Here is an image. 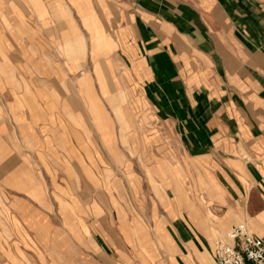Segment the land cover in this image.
I'll return each instance as SVG.
<instances>
[{
	"label": "crops",
	"instance_id": "obj_1",
	"mask_svg": "<svg viewBox=\"0 0 264 264\" xmlns=\"http://www.w3.org/2000/svg\"><path fill=\"white\" fill-rule=\"evenodd\" d=\"M96 37L97 60L117 55L181 147L173 196H48L101 187L53 178L67 156L64 111L73 120L93 109L80 105L79 80ZM94 89L103 125L119 126L111 97ZM110 132L102 145L67 139V157L111 161L122 134ZM0 190L24 206L15 216L24 264L32 254L54 255L50 264H217L215 245L234 227L264 237V0H0Z\"/></svg>",
	"mask_w": 264,
	"mask_h": 264
},
{
	"label": "rangeland",
	"instance_id": "obj_2",
	"mask_svg": "<svg viewBox=\"0 0 264 264\" xmlns=\"http://www.w3.org/2000/svg\"><path fill=\"white\" fill-rule=\"evenodd\" d=\"M85 21L82 23L84 24ZM89 33L93 32L90 31ZM102 42V38L96 37V40L91 39V45L88 47L90 59L85 63H81L80 66L81 77L79 84L81 90H83L80 93V105L84 104L86 107L92 106L93 109L80 108L78 119L72 116L73 120H71V116L67 113V110L64 111L62 130L65 154L67 156L72 154L68 149L70 142L67 139L73 138L74 143L80 144L83 147L87 144L91 145V140L95 137L97 143L102 145L98 137L99 133L110 132L112 129L110 133L113 134V137H115V133L122 134V141L114 143L117 149L113 150L114 157L111 158V161L109 158H81L78 159V162L82 161L83 163L81 162L78 169L75 170L76 167H72V161L76 162L77 159L65 156L63 164H60V168L57 169L58 171H53L55 173L53 174V178L56 180L71 182V180H76V177L81 183H96L97 187L101 186L100 188H97L95 191L87 189H80L78 191L48 189V196L57 197L56 194H59V196L70 197L72 192H78L81 195L82 193L86 195L90 193L91 195V193L95 192V196L101 198L120 197L123 194L129 198L159 197L163 199L173 196V191L168 186V174L169 168L177 172L176 176L180 174L178 171L182 172L183 170L184 158L182 157L181 147L167 125L160 122V125L157 126L155 120L157 115L152 110V105L142 95L136 82L131 77L129 69L119 60L117 55L113 53L110 57L111 59L108 61L97 60L104 52V48L101 45ZM95 87L99 89L100 95L102 94L101 96L105 97L107 101L111 97V111L109 112L112 114L113 121L115 120L120 127L103 125L104 118L102 115L105 111L100 109L99 105L96 104L95 106L93 103L92 96H97V94L90 93L92 90L96 91ZM109 88L112 93L104 94V91H108ZM122 88L128 92L126 95L122 93ZM115 89L120 91V94L114 93ZM90 118L92 121L95 118L101 124H97L94 127L87 126L88 122L85 120ZM156 134L158 135L157 141L153 138V135L155 136ZM119 147L123 151L127 150V158L125 156L124 158L119 157ZM157 147L158 151H156ZM85 160L89 163L85 164ZM97 161L101 162L102 166L104 165V161L108 165L111 164V174L102 173L96 167ZM78 162L76 163L78 164ZM121 166L125 168L121 169ZM152 167L158 168V171L152 170ZM76 172H79V177L75 175L77 174ZM49 174H51L49 177H52V173L50 172ZM10 192L0 190V264H24L23 258L29 255H25L20 250L23 249L24 239L21 235L22 232L18 230L22 229L20 223L15 220V216L18 213L22 215L16 209L18 207L23 209L24 206H18L17 204L13 206V199L12 201L10 200ZM207 197H210V195L207 194ZM32 240L33 245L38 244L37 239L33 237ZM30 256L32 257L33 264H41V262L50 264V257L54 255L32 254Z\"/></svg>",
	"mask_w": 264,
	"mask_h": 264
},
{
	"label": "built area",
	"instance_id": "obj_3",
	"mask_svg": "<svg viewBox=\"0 0 264 264\" xmlns=\"http://www.w3.org/2000/svg\"><path fill=\"white\" fill-rule=\"evenodd\" d=\"M217 264H264V237L254 235L245 225L234 227L215 245Z\"/></svg>",
	"mask_w": 264,
	"mask_h": 264
}]
</instances>
